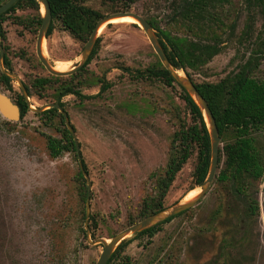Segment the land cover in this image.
<instances>
[{
  "label": "rangeland",
  "instance_id": "1",
  "mask_svg": "<svg viewBox=\"0 0 264 264\" xmlns=\"http://www.w3.org/2000/svg\"><path fill=\"white\" fill-rule=\"evenodd\" d=\"M81 2L103 16L132 11L175 35L204 41L209 36L203 21L212 22L222 50L193 73L196 82H216L236 70L264 32V0L250 5L245 0L225 1L194 25L195 34L180 15L182 0ZM34 13L31 8L17 9L22 23L13 16L3 22L8 47L3 53L11 61L12 72L28 85L35 77L50 76L35 53L40 25L30 22ZM117 20L100 28L97 52L78 74L80 93L85 96L68 94L61 99L91 181L89 216L95 215L97 225L89 228L90 240H108L128 226V215H135L153 191L150 175L163 171L179 121L192 122L176 83L168 85L136 72L159 60L146 32L134 22ZM51 22L53 31L43 39L45 57L54 65H76L86 42L73 38L59 20L51 18ZM178 73L184 75L182 70ZM254 75L264 79V57ZM100 77L111 83L103 92ZM11 79L13 90L0 86V92L14 103L21 89L18 80ZM57 84L52 83L42 98L29 97L30 107L52 101V87ZM32 109L17 120L0 114V264H95L103 247L90 243L79 228L83 224L85 229V218L80 220L76 153L51 158L45 135H60L59 117L53 118L51 126L45 125ZM254 136L264 155V129ZM195 162L194 151L176 174L164 199L166 207L199 191L198 186L189 190ZM215 177L189 212L164 223L151 238H134L111 264H149L159 258L168 264H264V177L244 193L232 180L221 182ZM252 199L259 206L255 214L249 210Z\"/></svg>",
  "mask_w": 264,
  "mask_h": 264
},
{
  "label": "trees",
  "instance_id": "2",
  "mask_svg": "<svg viewBox=\"0 0 264 264\" xmlns=\"http://www.w3.org/2000/svg\"><path fill=\"white\" fill-rule=\"evenodd\" d=\"M6 0H0V4ZM111 1V0H110ZM228 0H182L180 4V15L186 21V26L191 34H195L193 27L200 25V21L205 18V13L210 14L211 8L216 9ZM248 5L251 3H260L262 0H245ZM51 18L60 21V25L66 29L73 38L78 41L86 42L97 21L103 17V13L95 8L84 5L81 0H48ZM31 8L35 11L30 22L40 25L42 15L40 5L36 0H17L8 10L0 14V43L3 50L7 51L6 33L3 22L13 16L17 23H22V19L15 12L17 9ZM149 21V20H148ZM207 22V23H206ZM152 28L157 30L156 36L170 64L177 70H182L184 74L194 83L199 93L206 100L218 129L220 136L219 154L217 168L219 170L215 177L219 181L232 180L236 184L239 193L249 190L254 181L261 180L264 177V155L255 143L257 132L264 129V79H259L254 75L261 64L264 56V32L260 46L251 50L247 60L244 61L236 70L228 73L216 82L202 81L196 82L193 73L197 72L203 65L210 61L216 54L221 52V39L213 28V23L203 21L206 25V36L209 41L200 40L201 38H190L187 35L179 36L173 34L169 29H161L153 21H149ZM137 26L135 23H132ZM201 27V26H200ZM54 25L51 22L46 30L45 37H48L53 31ZM204 35L202 36H205ZM188 34V35H191ZM99 37L96 38L91 54L86 63L78 71L66 76L68 80L63 81V76H38L32 79L30 85L24 83L25 90L29 97L33 94L42 98L47 95L46 89L50 88L52 83H58L53 86L50 102L58 101L61 107L64 103L62 97L68 94H75L80 98L82 95L79 85L81 81L78 74L84 69L93 55L96 54L99 44ZM3 54V65L7 70L12 71L11 61L7 54ZM140 77H151L162 79L166 84L176 83L182 93L184 103L191 114V123L179 121L178 128L171 136L168 157L161 173H152L154 177V186L151 194L143 198L142 203L135 215H128L126 221L130 225L154 212L160 211L166 207L164 199L168 190L189 157L196 152V162L192 170V185L189 190L195 186H200L207 176L210 164V137L202 111L199 109L190 94L178 84L169 71L162 65L160 60L151 67L136 71ZM76 81H74V79ZM101 84L100 91L103 92L111 85L103 77L98 79ZM0 86L3 89L12 91V79L0 70ZM14 103L17 104L20 111V119L30 110L29 104L23 94L15 93ZM38 108V107H37ZM39 115L45 125L51 126L54 117L58 116L62 125L60 135H45L46 148L51 158H57L65 152H75V144L71 132L64 122L62 114L55 107L46 108L35 112ZM9 122V121H6ZM74 129V127H73ZM83 168L88 172L87 167L82 160ZM77 184V194L81 202L80 220L85 218V198H86V180L79 168L75 175ZM264 188V186H263ZM192 208V207H191ZM191 208L170 216L147 229L134 233L128 239L122 240L112 252L106 264H111L120 256V252L134 238L147 236L151 238L162 225L171 221L176 216L187 213ZM249 210L255 214L259 211L256 199L250 201ZM97 225L95 215L89 216L88 227L93 230ZM82 234L85 237L83 224L79 225ZM91 235L93 236L92 232ZM94 237V236H93ZM149 264H168L167 261L159 258L149 261Z\"/></svg>",
  "mask_w": 264,
  "mask_h": 264
},
{
  "label": "water",
  "instance_id": "3",
  "mask_svg": "<svg viewBox=\"0 0 264 264\" xmlns=\"http://www.w3.org/2000/svg\"><path fill=\"white\" fill-rule=\"evenodd\" d=\"M17 0H6L2 4H0V14L4 13L6 10L9 9ZM38 3L42 5L43 11L41 12L42 15V21L37 33V38H36V44H35V53L40 61V63L45 67V69L51 74L55 76H67L75 71H77L87 60L92 47L95 43L96 40V35L98 33V28L104 24L105 22H108L109 20L120 17V16H132L134 17L139 25L147 34V37L149 39V42L154 49L155 53L157 54L160 62L162 65L169 71V73L172 75V77L175 79V81L180 84L193 98L199 109L202 111V115L204 117V121L206 123L209 137H210V164H209V170L207 173L206 178L204 179L203 183L198 186L199 192L193 196L192 198H189L188 200L185 201H179L176 204L170 206V207H165L164 209L154 212L130 225L122 229L121 231L117 232L113 236L108 238V241L103 239V238H98L96 240H90V232H89V227H88V218H89V199H90V194H91V181L88 176L87 171L83 168L82 164V158L80 155V150H79V143L75 135V131L70 124L69 117L67 112L60 106L58 101L55 102H49L41 107L34 108L32 109L30 107V102H29V96L25 90V86L23 82L20 80L19 76L12 72L7 70L4 65H3V48L0 43V70L10 76V77H15L20 85L21 92L29 104L30 109H32L35 112L42 111L46 108L50 107H55L58 109V111L62 114L64 118L65 125L69 129V131L72 134L74 143H75V152L77 155V160L79 164V168L81 172L83 173L85 180H86V186H87V191H86V198H85V221H84V226H85V232H86V237L88 241L92 244L95 243H101L102 244V251L98 256V259L96 260L95 264H106L108 259L110 258L112 252L115 250L117 245L124 239L128 238L129 234L140 232L144 229H147L159 222H162L163 220L167 219L170 216L176 215L181 211H184L186 209H189L192 207L194 204L198 202V200L205 194L207 189L209 188L213 178L215 177L216 170H217V164H218V154H219V145H220V136L218 134V129L215 123V119L213 117V114L204 99V97L199 93L197 88L195 87L194 83L184 74L180 75L178 73L179 70L175 69L170 62L168 61L160 43L159 40L156 36V34L153 31V28L151 24L140 14L132 12V11H118V12H113L109 13L102 18H100L93 30L91 31L88 40L86 41L83 50L80 54V59L77 62L76 65H73V67L68 70V71H57L54 70L52 67V64L48 61V59L42 54V42L43 39L45 38V33L46 30L50 24L51 20V10L50 6L48 3V0H36ZM0 114L7 118L8 120H17L20 118V111L19 107L17 106L16 103H13L7 96L3 95L0 92ZM193 190V189H192Z\"/></svg>",
  "mask_w": 264,
  "mask_h": 264
},
{
  "label": "bare ground",
  "instance_id": "4",
  "mask_svg": "<svg viewBox=\"0 0 264 264\" xmlns=\"http://www.w3.org/2000/svg\"><path fill=\"white\" fill-rule=\"evenodd\" d=\"M118 19V20H117ZM112 20H117V21H119V22H137L138 23V21L134 18V17H132V16H120V17H116V18H113V19H111V20H109V21H112ZM103 26V24L98 28V31H100V28ZM43 45H44V41L42 42V54L45 56V52H44V47H43ZM72 65H73V63H72ZM52 67H53V69L54 70H57V71H68V70H70L68 67H70V64H69V62L68 63H64V64H62V63H58V64H56L55 65V67H54V65L52 64ZM68 69V70H67ZM199 191H196L195 192V195L198 193ZM192 198V197H191ZM108 241V240H107Z\"/></svg>",
  "mask_w": 264,
  "mask_h": 264
},
{
  "label": "flooded vegetation",
  "instance_id": "5",
  "mask_svg": "<svg viewBox=\"0 0 264 264\" xmlns=\"http://www.w3.org/2000/svg\"><path fill=\"white\" fill-rule=\"evenodd\" d=\"M146 20H147V19H146ZM50 21H51V20H50ZM147 21H148V20H147ZM148 22H149V21H148ZM134 23L136 24L137 22H134ZM262 37H263V35H262ZM262 37H259V38H258V41L256 42L255 47L253 48V50H254V49L256 50V49L260 46V42H261V40H262ZM157 38H158V37H157ZM87 40H88V39H87ZM93 46H94V45H93ZM92 48H93V47H92ZM91 51H92V50H91ZM3 54H4V53H3ZM90 54H91V52H90ZM90 54H89V56H90ZM89 56H88V58H89ZM263 57H264V56H263ZM88 58H87V59H88ZM247 58H248V57H247ZM262 59H263V58H262ZM86 61H87V60H86ZM77 62H78V61H77ZM85 63H86V62H85ZM85 63H84V64H85ZM84 64H83V65H84ZM53 65H54V64H53ZM83 65H82V66H83ZM82 66H81V67H82ZM54 67H55V65H54ZM71 67H72V66H71ZM71 67H70V68H71ZM81 67H80V68H81ZM70 68H69V69H70ZM67 70H68V69H67ZM9 71H11V70H9ZM75 72H76V71H75ZM67 76H68V75H67ZM23 84H24V83H23ZM21 93H22V92H21ZM54 102H55V101H54ZM58 103H59V102H58ZM62 108H63V107H62ZM63 109H64V108H63ZM64 110H65V109H64ZM65 111H66V110H65ZM66 112H67V111H66ZM67 114H68V113H67ZM68 117H69V116H68ZM70 124H71V123H70ZM72 127H73V126H72ZM74 131H75V130H74ZM74 144H75V143H74ZM75 153H76V152H75ZM76 156H77V155H76ZM77 161H78V160H77Z\"/></svg>",
  "mask_w": 264,
  "mask_h": 264
}]
</instances>
